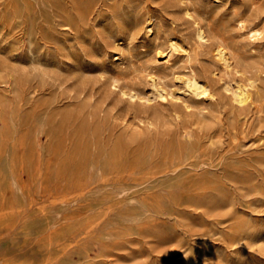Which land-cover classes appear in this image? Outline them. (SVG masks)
Segmentation results:
<instances>
[{
	"label": "rangeland",
	"instance_id": "obj_1",
	"mask_svg": "<svg viewBox=\"0 0 264 264\" xmlns=\"http://www.w3.org/2000/svg\"><path fill=\"white\" fill-rule=\"evenodd\" d=\"M0 264H264V0H0Z\"/></svg>",
	"mask_w": 264,
	"mask_h": 264
},
{
	"label": "bare ground",
	"instance_id": "obj_2",
	"mask_svg": "<svg viewBox=\"0 0 264 264\" xmlns=\"http://www.w3.org/2000/svg\"><path fill=\"white\" fill-rule=\"evenodd\" d=\"M257 1V0H256ZM258 3V2H257ZM255 4V3H254ZM190 15V14H189ZM196 25V24H195ZM238 28L241 31L246 32L249 36V38L251 39H256L257 37L262 35V30L256 29L254 27H252L251 25H249L246 20L241 19L238 21ZM199 38L203 39L205 37V32L202 28L198 29L197 32ZM150 34V33H149ZM170 40V39H169ZM205 44V43H204ZM107 45V44H106ZM170 52H166L164 53L163 51L159 54V57L165 56V57H170L171 55H173L174 52H179L180 54H185L187 55L189 58L190 56H192V51L191 49H189L188 47H186L183 43H181L179 40L177 39H171L170 40ZM78 46V45H77ZM247 53V52H246ZM214 56L217 59L218 62L222 63V66L230 67L231 66V58L229 57V52L227 51V46L224 45L223 42H219L218 44H216V46L214 47ZM232 56V54H231ZM117 57V56H116ZM108 58V57H107ZM120 57H118L116 60H120ZM115 60V61H116ZM168 60V58L166 59ZM122 61V60H121ZM170 61V60H169ZM34 62V61H33ZM167 63V62H166ZM169 63V62H168ZM133 67V66H132ZM224 68V67H223ZM231 68V67H230ZM229 68V69H230ZM225 69V68H224ZM194 71V70H193ZM152 75V74H151ZM238 76V75H237ZM157 78V77H156ZM184 78V77H182ZM131 79V78H130ZM155 79V78H154ZM182 80V79H181ZM156 81V80H154ZM222 81V80H221ZM156 83V82H155ZM183 83L186 87V92H188L191 95H208L211 96V90L209 85H207L205 82H203L202 80H200L197 75H194L193 77L190 78H184L183 79ZM157 84V83H156ZM252 84V83H251ZM96 87V86H95ZM157 87V85L155 86ZM234 88V87H233ZM158 89V88H157ZM161 90V89H160ZM163 91V90H162ZM108 92V91H107ZM226 92V91H225ZM158 93V92H157ZM185 94V92H184ZM160 95V94H159ZM177 95V94H176ZM234 95L236 97V99L241 103L244 104L248 101L249 99V95L248 93L245 91V89L243 87H239L237 89V91L234 92ZM80 96V95H79ZM136 96L132 95V98L134 99ZM131 99V98H130ZM138 99V98H137ZM178 101V100H177ZM209 102V101H208ZM150 103V102H149ZM202 110V109H201Z\"/></svg>",
	"mask_w": 264,
	"mask_h": 264
}]
</instances>
